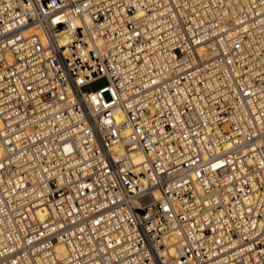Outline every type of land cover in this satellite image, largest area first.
I'll return each mask as SVG.
<instances>
[{"label": "built area", "instance_id": "1", "mask_svg": "<svg viewBox=\"0 0 264 264\" xmlns=\"http://www.w3.org/2000/svg\"><path fill=\"white\" fill-rule=\"evenodd\" d=\"M0 264H264V0H0Z\"/></svg>", "mask_w": 264, "mask_h": 264}, {"label": "rangeland", "instance_id": "2", "mask_svg": "<svg viewBox=\"0 0 264 264\" xmlns=\"http://www.w3.org/2000/svg\"><path fill=\"white\" fill-rule=\"evenodd\" d=\"M109 85V81L106 77H101L95 81H93L91 84H90V88L93 92H96L100 89H103V88H106L107 86ZM104 98L106 100H110V94L108 92H105L103 94Z\"/></svg>", "mask_w": 264, "mask_h": 264}, {"label": "bare ground", "instance_id": "3", "mask_svg": "<svg viewBox=\"0 0 264 264\" xmlns=\"http://www.w3.org/2000/svg\"><path fill=\"white\" fill-rule=\"evenodd\" d=\"M35 31H36V29H33V30H32V32H35ZM141 160H142V158H141L140 156H137V157H136V161H137V162H141ZM156 197L158 198V194H156Z\"/></svg>", "mask_w": 264, "mask_h": 264}]
</instances>
